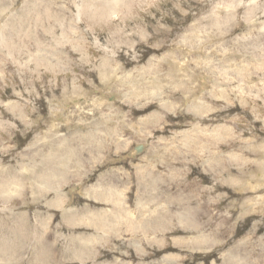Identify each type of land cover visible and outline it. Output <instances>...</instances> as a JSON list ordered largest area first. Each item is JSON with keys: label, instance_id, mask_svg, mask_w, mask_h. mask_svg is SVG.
<instances>
[{"label": "rangeland", "instance_id": "rangeland-1", "mask_svg": "<svg viewBox=\"0 0 264 264\" xmlns=\"http://www.w3.org/2000/svg\"><path fill=\"white\" fill-rule=\"evenodd\" d=\"M0 264H264V0H0Z\"/></svg>", "mask_w": 264, "mask_h": 264}, {"label": "bare ground", "instance_id": "bare-ground-1", "mask_svg": "<svg viewBox=\"0 0 264 264\" xmlns=\"http://www.w3.org/2000/svg\"><path fill=\"white\" fill-rule=\"evenodd\" d=\"M96 129V128H95ZM111 130V129H110ZM111 133H113V132H111L110 131V135H112ZM92 135V134H91ZM91 135H87V136H83L82 137V139L83 138H85V140H86V142H81L79 145H81V144H83V143H85V145H88V147H92V148H94L93 149V151H92V155L91 156H93V154H94V151H100L99 149H100V144H101V146L104 144V143H97L96 141H95V138L93 139V137H95V136H91ZM98 135V134H97ZM100 136V135H99ZM55 141V140H54ZM57 141V140H56ZM55 143V142H54ZM69 144H70V142H69ZM119 145H120V143H119ZM118 145V146H119ZM84 146V145H83ZM82 147V146H81ZM88 147H85V148H87L86 150H88L89 148ZM84 148V147H83ZM56 149H58V147H56ZM59 149H61V148H59ZM83 150V149H82ZM92 150V149H91ZM91 150H90V152H91ZM66 151L67 152H65V153H68V156H62L63 154H61V156H59L60 158H59V161L61 162L60 163V165H58V163H57V161H54V163H53V166H51L52 168L50 169V171L49 172H47L48 174H45L44 176H42L43 177V181H45L46 183H50L51 184V186H53L56 182H61L62 181V178H64L67 174H66V167H67V165L68 164H71V163H73V162H75L74 164H76V162H78V164L79 163H86L85 162V158H84V155L86 154L84 151H81V150H79V151H76V149L73 147V146H71V145H69V147H67L66 148ZM64 153V154H65ZM81 154L80 156H77V155H79V154ZM59 154V153H58ZM77 157H82L81 158V161H80V159L79 158H77ZM56 160H57V158H56ZM82 160H83V162H82ZM70 161V162H69ZM69 162V163H68ZM52 164V163H51ZM50 164V165H51ZM43 165V164H42ZM72 165V164H71ZM70 165V166H71ZM84 165V164H83ZM82 165V166H83ZM62 166L65 168L64 170L62 169ZM74 166V165H73ZM72 167V166H71ZM78 167V166H77ZM85 167V166H84ZM50 168V167H49ZM142 169V168H141ZM47 170V169H46ZM69 170V169H68ZM36 176V175H35ZM38 176V175H37ZM114 176V175H113ZM112 176V177H113ZM116 178V177H115ZM112 179V178H111ZM65 180V179H64ZM119 182V181H118ZM45 183V184H46ZM10 184V183H9ZM42 184V183H41ZM115 184V183H114ZM113 184V185H114ZM11 186L12 185H10L9 187H10V189H11ZM60 186V185H59ZM8 187V186H7ZM6 187V188H7ZM8 187V188H9ZM45 187H46V185H45ZM54 187V186H53ZM117 187V186H116ZM12 188H15V187H12ZM43 188V187H42ZM48 188H49V186H48ZM47 188V189H48ZM52 188V187H51ZM116 189V188H115ZM115 189L114 188H112V187H109V189L108 190H106V191H104V190H101V195H100V197L102 196L103 198H111V199H108V200H111V202L114 204V206H116V207H121V206H119L120 204H121V201H120V199H118V201L117 200H115L116 199V196H117V193L118 192H116V194H111V193H114V191H115ZM4 190V189H3ZM44 190H46V188H44ZM118 190V189H117ZM8 191V190H7ZM41 191V190H40ZM48 190H46V192H47ZM93 191V189H91V192ZM91 192H89V193H91ZM44 193V192H43ZM60 193L61 192H58L57 191V194H59L60 195ZM46 194V193H45ZM119 194V193H118ZM44 195V194H43ZM89 195V194H88ZM63 196V195H62ZM61 196V197H62ZM91 196V195H90ZM93 197V196H92ZM66 199V198H65ZM59 200V199H58ZM60 202L61 203H63L64 202V198H61V200H60ZM59 203V202H58ZM57 203V204H58ZM61 203H59V205L61 204ZM111 203V204H112ZM122 206H124V205H122ZM86 208H87V206H86ZM88 209V208H87ZM118 209V208H117ZM73 211V210H72ZM71 211V212H72ZM91 211V210H90ZM67 213V212H66ZM70 212H68V214H69ZM105 213V212H104ZM121 214V213H120ZM125 214H127V213H125L124 212V215ZM74 215H79V216H81V217H79L80 219H82V218H85V217H87L88 218V220H90V223L91 224H93V225H95L96 227H98V228H101V227H104L105 226V223L106 222H104V218L102 217V213L100 212V211H97V212H94V213H89V214H87V215H85V213H84V210L82 209V210H78V209H76L75 211H74ZM113 216H115V215H113ZM105 217V216H104ZM75 218V217H74ZM103 218V219H102ZM108 218V217H107ZM105 219H106V217H105ZM109 219V218H108ZM111 219V218H110ZM114 219V218H113ZM116 219H117V217H116ZM121 219H123L122 217H121ZM128 219V218H127ZM83 220V219H82ZM132 220V219H131ZM78 221V220H77ZM81 221V220H80ZM111 221V220H110ZM122 221V220H121ZM129 221V220H128ZM134 221V220H133ZM74 222H75V220H74ZM89 223V224H90ZM74 224V223H73ZM110 224V223H109ZM115 224V223H114ZM135 224H137V223H135ZM75 225V224H74ZM110 225H112V224H110ZM114 226V225H113ZM137 226V225H136ZM106 227H107V225H106ZM105 227V228H106ZM111 227V226H110ZM112 228V227H111ZM130 228V227H129ZM134 228V227H133ZM132 228V229H133ZM110 229V228H109ZM135 229H136V227H135ZM134 229V230H135ZM38 232V231H37ZM44 233V232H43ZM36 235V234H35ZM42 235V234H41ZM43 237V236H42ZM81 243V242H80ZM81 246V245H80ZM79 246V247H80ZM82 246H83V244H82ZM81 246V247H82ZM84 247V246H83ZM45 252V251H44ZM46 253V252H45ZM46 257V256H45ZM48 257V256H47Z\"/></svg>", "mask_w": 264, "mask_h": 264}]
</instances>
